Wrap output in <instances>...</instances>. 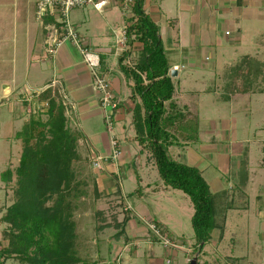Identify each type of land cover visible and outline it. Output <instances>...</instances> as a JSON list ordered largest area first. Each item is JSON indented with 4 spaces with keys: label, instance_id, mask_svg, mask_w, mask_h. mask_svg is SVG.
Wrapping results in <instances>:
<instances>
[{
    "label": "crops",
    "instance_id": "crops-1",
    "mask_svg": "<svg viewBox=\"0 0 264 264\" xmlns=\"http://www.w3.org/2000/svg\"><path fill=\"white\" fill-rule=\"evenodd\" d=\"M38 1L0 0V109L17 123L21 98H36L51 81L59 79L67 100L57 88L50 89L57 91L67 107L69 128L82 134L78 141L79 162L89 169L88 182L94 187L91 199L99 210L96 213L102 220L110 214L117 219L113 225L103 222L107 223L105 227L95 226L96 232L102 233L103 237V233L111 230L117 234L122 232L112 242L111 238L106 240L109 249L114 243L121 250L119 257L116 255L113 260L118 261L126 254L137 261L148 256L150 262L146 264H173L169 258L162 260L157 256L158 249L155 239L150 238L148 222L154 220L167 233H173L172 228L181 222L177 219L175 197L182 201L184 196L177 192L178 189L164 185L151 153L136 140L130 99L134 82L125 76L119 65V58L125 51L128 55L123 63L131 65V58L136 60L140 49L138 42H121L124 30L132 22V10L131 14H125L118 5L107 7L105 10L110 11L112 18H119L118 26L113 27L107 22L98 33L92 28L81 32L83 22H72L100 54L99 73L108 78L111 91L119 99L114 110V135L121 154L114 159L101 92L93 85V74L72 41L65 40L54 53L47 51L55 35L58 14L49 10L39 16ZM144 9L159 26L170 76L173 83L177 80L172 99L175 109L185 119L197 122L195 139L184 138L181 132L169 129L175 136L172 145H177L175 156L171 157L201 171L216 196L218 213L225 212L226 215L224 230L222 233L219 229L213 230L210 242L200 255L197 253V262L209 264L206 251L212 248L209 257L222 258L220 264H243L246 254L235 252L241 243L242 248L248 246L252 264H264L263 242L256 240V233L264 240V224L262 232V226L250 219L264 216V197L260 189V185H264V164L256 166L249 155L259 146L257 141L262 137L255 139L253 148L242 147L241 143L233 152L223 154L211 127H206L204 133L201 128V120L208 118L205 113L219 112L221 115L226 107L243 103L242 99L248 98L252 102L254 95L260 92L258 90L263 89L264 0H144ZM88 25H91L89 20ZM172 70L177 74L171 75ZM244 153H248L246 161L242 160ZM217 156L221 157L222 163L228 158L233 173L226 175L217 167L215 169L214 163H220ZM98 158L101 159L100 169L92 165ZM246 165L248 169L243 174L241 170ZM241 175L246 177L241 179ZM249 186H253L250 195L257 205L251 206V200H245L249 196ZM134 196V203H130ZM127 204L131 210H127ZM252 207L256 209V213L252 210L253 216L249 215ZM93 242L98 243V239ZM177 242L181 244L177 249H185V257L179 259L173 249L167 250L170 252L166 251V254L176 257V264H187L195 240L187 249L182 238L178 237ZM224 248L227 251L223 254ZM219 252L221 255L216 257Z\"/></svg>",
    "mask_w": 264,
    "mask_h": 264
},
{
    "label": "trees",
    "instance_id": "trees-1",
    "mask_svg": "<svg viewBox=\"0 0 264 264\" xmlns=\"http://www.w3.org/2000/svg\"><path fill=\"white\" fill-rule=\"evenodd\" d=\"M130 20L126 40L140 43V49L133 65L123 63L127 51L119 65L134 82L130 99L136 140L151 153L164 185L190 198L194 251L201 253L213 230H224L226 215L218 213L216 196L201 171L169 154L175 139L169 129L195 139L197 122L175 109L169 60L159 26L145 11L144 0H133ZM36 98L44 103L46 118L33 115L16 132L15 138L23 143L19 164L14 172L3 173L6 180L15 176L16 187L14 202L3 217L9 226L6 244L0 242V264L13 256L23 264H98L78 253L74 214L87 195V181L79 178L75 166L81 160L78 141L82 134L69 128L67 107L57 91L48 88Z\"/></svg>",
    "mask_w": 264,
    "mask_h": 264
},
{
    "label": "rangeland",
    "instance_id": "rangeland-1",
    "mask_svg": "<svg viewBox=\"0 0 264 264\" xmlns=\"http://www.w3.org/2000/svg\"><path fill=\"white\" fill-rule=\"evenodd\" d=\"M117 10V9H114ZM70 21H82L83 24L80 27L81 32H86V28H92L93 31L96 30V33L101 32L103 27L107 25V22H109L113 27L118 26L119 18L115 16V18L111 17L110 11L104 10H97L93 7H86L85 9H73L70 11L69 14ZM88 20L90 21V27L88 25ZM95 42V41H94ZM131 65L134 64V58H131ZM263 79H264V70H263ZM174 87L177 90V80H174ZM263 89H259L254 97L253 101L249 102L248 98L242 99L243 103L240 105H231V107H226L227 109L223 112V114H219V112L214 113L213 115L205 113L208 118L201 120V128L202 132L204 133L206 127H211V129L214 131V139L217 140L216 142L218 149L223 148L224 153L228 154L229 151L233 152L234 147L239 144H243L242 147L250 146L253 148L255 144V139L262 137L264 138V81L262 83ZM38 98H21L20 102V108L18 113L20 114V119L15 123L12 119L7 118L9 115L6 111H3L0 109V116L1 117V126H0V242L3 244H6V229L8 228V224L3 221V217L6 214L7 208L14 202V189L16 187L15 184V176L11 180H6L3 177V173L10 169L12 172L15 171L16 167L19 164L23 143L20 139L15 138L16 132L21 130L24 123L29 120L31 116H37L41 115L42 118H46V115L44 113V103L39 102L37 100ZM210 116V117H209ZM14 119V116L12 117ZM205 138V135H203ZM257 141V145L259 146L251 150L249 152V155L253 158L252 161L255 163L256 166H261V164H264V139ZM222 145V146H221ZM253 145V146H252ZM169 153L174 158L175 156V150H177V145H171L169 146ZM220 150V149H219ZM260 150V151H259ZM262 152V153H261ZM248 153L243 154L242 160L247 159ZM176 158V157H175ZM220 159V163L213 162L216 167L226 173L228 175V172L233 173L232 170H230L232 164L231 162H228V158L224 160L225 162L222 163L221 157L219 158L217 156V160ZM181 160V159H180ZM233 160V159H232ZM184 161V160H181ZM186 161V160H185ZM243 161V162H245ZM85 164L81 162L76 163V167L79 173V178L87 181V195L83 197L79 201V208L77 211H75L74 219L76 220L77 224V234H78V253L83 259H87L89 261H96L98 264H146L149 263L148 256H144V258L140 260H135L132 255L127 256L126 254L119 259L118 261H114L116 255L119 257V253H121V250L117 246H115L114 243L111 244V248H108L107 245V238H111V242L116 239V237H119L120 233H114L115 231H108L104 234V237L102 233L96 232L97 226H103L105 227V224L113 225L114 222L117 220L115 219V216L113 217L112 214L105 216V219L102 220L98 213L99 210H96V206L93 205V201L91 198H93L94 190L93 185L89 183L90 180L88 177L90 175L89 169L87 166H84ZM93 165V162H92ZM94 168L100 169L101 166H94ZM247 165L244 169L241 170L243 174H246L247 172ZM264 169V167H263ZM264 171V170H263ZM241 179H244L246 176L241 175ZM245 181H243L244 183ZM261 193L264 197V185H260ZM247 195L248 197L245 198V200L250 199L251 200V206L255 204V200L250 195L253 186L247 187ZM179 194H181L183 197V200L181 201L178 196L177 198V219L179 218L180 223L177 224V227L173 230V233H169L168 235L170 238L175 242L176 246L175 248L172 247H165L163 242L159 240V238L151 231L150 238L152 241L155 239V246L158 249L157 256L160 257L162 260H166V258H169L171 261H174L173 264H176L177 258L174 257L171 254H166L167 250H176L178 254V258L182 259L185 257V253L180 248H176L177 246L180 247V243L177 242V238H182V240L186 243V249L188 246L191 245V243L195 240L194 230L191 224V216L193 215V207L192 202H190V199L187 197V195L184 194V192L177 190ZM184 194V195H183ZM135 197L130 198V203H134ZM152 198V196H150ZM89 198V199H88ZM151 198H148L150 201ZM249 200V202H250ZM264 203V202H263ZM257 205V204H255ZM254 205V207H255ZM264 205V204H263ZM130 206V205H126ZM125 206V207H126ZM92 208V210H91ZM95 210V211H94ZM256 213V209L253 207L249 210V215L253 211ZM97 214V215H95ZM251 220L255 222L258 226H262L264 224V216H256L251 217ZM262 221V222H261ZM98 222V223H97ZM107 222V223H103ZM96 226V227H95ZM263 232V226L261 227ZM97 231H99L97 229ZM257 237L256 240H258V243L263 242L264 246V240L260 237V233H256ZM243 237V235H242ZM95 238L98 239V243H94L93 241ZM242 241V240H241ZM194 247V245H193ZM244 247V244H243ZM194 249V248H193ZM167 251V252H166ZM227 251V248H224L222 250L223 254ZM119 252V253H118ZM213 252L212 248L208 249L206 253L210 256ZM236 253H240L242 255H245V260L243 264H252L251 262V252L249 251L248 246H245L242 248V244L239 243V247L235 249ZM118 253V254H117ZM190 260L197 255V253L192 250L190 251ZM200 255V253H198ZM221 252L216 255V257L220 256ZM257 255V253H256ZM206 258L207 262L210 264H217L221 263L222 258H217L214 260L212 257ZM262 257L261 255H259ZM188 257V258H189ZM207 257V256H204ZM255 257V254H254ZM198 258V257H197ZM169 260V261H170ZM261 260V259H259ZM3 264H23L19 261L15 256L10 257L4 261Z\"/></svg>",
    "mask_w": 264,
    "mask_h": 264
},
{
    "label": "built area",
    "instance_id": "built-area-1",
    "mask_svg": "<svg viewBox=\"0 0 264 264\" xmlns=\"http://www.w3.org/2000/svg\"><path fill=\"white\" fill-rule=\"evenodd\" d=\"M133 0H39L37 2L38 15L43 16L49 10L58 14V23L54 26V38L48 45L47 51L54 53L65 40L72 41L80 50L83 61L93 74V85L101 92V104L105 109V124L111 135L112 157L117 159L121 154L119 143L114 135V110L119 105V99L113 94L110 82L107 77L101 76V56L81 35L78 28L70 21V11L76 8L93 7L97 10H104L109 6H120L125 14H131ZM126 29L123 32L121 42L125 44ZM57 88L59 94L66 101L64 88L59 79H54L43 89ZM94 166H101V159L93 161ZM131 210V206H127ZM149 229L163 242L165 247L175 248V242L170 238L164 228L154 220L148 222Z\"/></svg>",
    "mask_w": 264,
    "mask_h": 264
},
{
    "label": "water",
    "instance_id": "water-1",
    "mask_svg": "<svg viewBox=\"0 0 264 264\" xmlns=\"http://www.w3.org/2000/svg\"><path fill=\"white\" fill-rule=\"evenodd\" d=\"M177 72L175 70L171 71V75H176ZM187 264H197V257H193Z\"/></svg>",
    "mask_w": 264,
    "mask_h": 264
}]
</instances>
